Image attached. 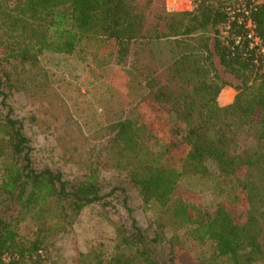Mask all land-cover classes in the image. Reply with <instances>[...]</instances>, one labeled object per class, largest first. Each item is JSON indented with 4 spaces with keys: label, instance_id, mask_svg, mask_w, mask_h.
<instances>
[{
    "label": "trees",
    "instance_id": "1",
    "mask_svg": "<svg viewBox=\"0 0 264 264\" xmlns=\"http://www.w3.org/2000/svg\"><path fill=\"white\" fill-rule=\"evenodd\" d=\"M164 2L0 0V264H65L56 242L93 203L126 209L129 224L116 227L111 253L99 245L72 264H177L179 229L215 242L203 264L264 260V0H194L181 12ZM90 39L120 62L138 42L169 44L172 57L139 74L147 92L112 125L116 172L71 178L38 165L13 97L41 53L73 54ZM226 86L237 93L221 106ZM195 176L234 192L208 212L180 190ZM129 189L155 211L145 226Z\"/></svg>",
    "mask_w": 264,
    "mask_h": 264
},
{
    "label": "rangeland",
    "instance_id": "2",
    "mask_svg": "<svg viewBox=\"0 0 264 264\" xmlns=\"http://www.w3.org/2000/svg\"><path fill=\"white\" fill-rule=\"evenodd\" d=\"M163 1L171 12L194 7V0H155L154 6L160 7ZM170 49L165 43L151 46L138 42L132 45L129 57L120 62L104 54L101 43L90 39L73 54L41 53L37 72H33L35 79H24L26 90L13 97L17 115L27 123L38 165L60 167L71 178L96 168L104 175L116 172L110 165L116 158V149L109 147L114 134L112 125L129 116L147 92L139 74L162 70V61H171ZM236 93L232 86L224 87L219 104L232 103ZM180 190L192 203L211 213L227 198V193L234 192L220 189L215 178L198 176L183 179ZM129 193L131 206L140 205L132 216L145 226L155 218V211L144 209L134 190L129 189ZM129 218L124 208L118 210L102 203L88 205L72 230L58 238L55 257L61 256L65 264H72L80 251L99 245L111 253L116 227L129 224ZM174 231L180 238L177 264H203L215 253L213 240L198 242L184 229ZM256 264H264V260Z\"/></svg>",
    "mask_w": 264,
    "mask_h": 264
},
{
    "label": "built area",
    "instance_id": "3",
    "mask_svg": "<svg viewBox=\"0 0 264 264\" xmlns=\"http://www.w3.org/2000/svg\"><path fill=\"white\" fill-rule=\"evenodd\" d=\"M186 2H188V0H187ZM185 5L187 6V5H190V4H187V3H186ZM176 7L178 8V6H176ZM252 25H253L252 22L249 21L247 26H248V27H252ZM249 36L253 38V41H254L255 43H260V39H259L258 37H253V32H251Z\"/></svg>",
    "mask_w": 264,
    "mask_h": 264
}]
</instances>
